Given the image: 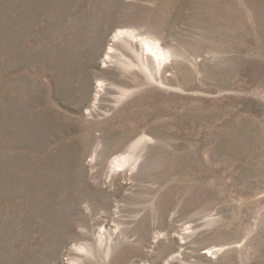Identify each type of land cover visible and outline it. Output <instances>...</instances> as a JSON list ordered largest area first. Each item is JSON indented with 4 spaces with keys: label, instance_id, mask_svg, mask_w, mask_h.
Listing matches in <instances>:
<instances>
[{
    "label": "rangeland",
    "instance_id": "1",
    "mask_svg": "<svg viewBox=\"0 0 264 264\" xmlns=\"http://www.w3.org/2000/svg\"><path fill=\"white\" fill-rule=\"evenodd\" d=\"M7 1L0 264H264V0L78 1L70 12L86 27L83 47L64 79L73 101L89 84L81 107L55 92L36 50L15 71L25 82L8 87ZM135 13L168 53L160 66L153 53L149 69L121 49L106 57L120 17ZM98 29L105 46L89 67ZM44 87L53 113L40 126ZM11 98L28 110L14 132ZM76 185L96 192L71 206Z\"/></svg>",
    "mask_w": 264,
    "mask_h": 264
},
{
    "label": "bare ground",
    "instance_id": "2",
    "mask_svg": "<svg viewBox=\"0 0 264 264\" xmlns=\"http://www.w3.org/2000/svg\"><path fill=\"white\" fill-rule=\"evenodd\" d=\"M8 1L6 29L8 34V57L10 62L8 69V87L15 91V89L17 90L16 87H20L19 83L23 84L25 82V78L22 75L16 74L15 71L17 68L26 67L29 63V53L36 50L42 64L41 66H49L48 69L43 70L42 74L44 76H51L55 92L60 96L62 95L65 100L74 102L78 107H81L87 103L91 94L89 84L83 82L82 92L79 100L73 101L72 97H70L72 89L64 79L69 64H72V58L78 51H80V48L83 47L81 45L82 30L85 31L86 27H84L82 23L78 24L76 21V19L81 15L74 11L70 12L72 7H74L80 0H20V2L19 0ZM87 2L92 4L95 2V0H87ZM87 16L88 13L85 17ZM143 19L144 18L142 16H139L136 13L132 14L131 16L123 14L120 17V21L118 22L116 31L112 37L113 45L109 47L106 52V57L108 59H113L114 54L118 51V49H121L123 52L122 54L120 53L121 57H125V60L129 62V64L134 65L137 61H140V63L146 67V69H149L148 53L154 54L153 56L155 57V62L159 66L163 64V60L166 61L165 59L167 58L168 53H165L158 46L157 41L153 37L147 35L140 29L141 25L143 24ZM142 26H144V24ZM104 38L103 32L98 29L93 41L88 45L89 48L86 49L85 64L87 66L90 67L92 64H94L95 59L101 55L105 46ZM135 40L139 41V44H136ZM121 44H127L128 48L126 47V49H122L120 47ZM140 45H142V47H140ZM78 61H80V59ZM125 63L126 62L124 61V65ZM102 86V82H99L97 88L102 89ZM24 88L28 92V88ZM43 92L45 94V108L41 113V116L44 118L41 117V122H38L40 126H46L48 122H50L49 120L52 119V115L50 116L49 111L53 113V110L49 109L53 104L50 98L52 95L51 90L50 88L44 87ZM16 94L17 93H15V96ZM8 111H10L9 126L11 128V132L12 130L14 132L17 122L19 121L17 116L23 115L26 117L28 110L24 109L23 105L15 98H11L10 110ZM31 116L32 111L28 117ZM20 124H22V122ZM56 190L57 189H52L50 191ZM84 190L90 193L96 192V190L91 186H86ZM84 190H82V188H80L78 185L72 187L69 197V204H73L74 206L81 204L82 197L86 195ZM63 194L64 193L60 192L59 199L61 202L63 200ZM35 198L36 196H34L33 193L28 194L26 197L28 205L33 206L32 209H35L39 206V202H37L38 204H34V202L37 201V198ZM13 207L16 208V204H13Z\"/></svg>",
    "mask_w": 264,
    "mask_h": 264
}]
</instances>
